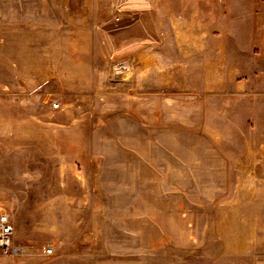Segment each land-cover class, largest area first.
Wrapping results in <instances>:
<instances>
[{"label": "rangeland", "instance_id": "obj_1", "mask_svg": "<svg viewBox=\"0 0 264 264\" xmlns=\"http://www.w3.org/2000/svg\"><path fill=\"white\" fill-rule=\"evenodd\" d=\"M0 212V264H264V0H0Z\"/></svg>", "mask_w": 264, "mask_h": 264}, {"label": "built area", "instance_id": "obj_2", "mask_svg": "<svg viewBox=\"0 0 264 264\" xmlns=\"http://www.w3.org/2000/svg\"><path fill=\"white\" fill-rule=\"evenodd\" d=\"M123 63L117 64L116 69L124 68ZM55 107H59L55 103ZM0 252L7 257H20L25 254V246L16 237V228L14 220L7 212H0ZM44 252L48 255L52 254L53 248L50 246L44 247Z\"/></svg>", "mask_w": 264, "mask_h": 264}]
</instances>
